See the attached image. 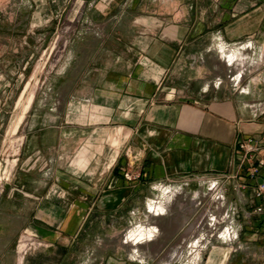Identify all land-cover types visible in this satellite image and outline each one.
<instances>
[{"label": "crops", "instance_id": "obj_1", "mask_svg": "<svg viewBox=\"0 0 264 264\" xmlns=\"http://www.w3.org/2000/svg\"><path fill=\"white\" fill-rule=\"evenodd\" d=\"M97 3L108 23L128 16L131 28L98 35L87 74L58 99L63 123H48L52 100L44 94L41 123L26 126L21 168L0 198V264H18L16 244L25 229L35 230L48 251L64 252L58 264H65L91 214L131 213V202L156 184L205 180L223 185L220 215L227 223L230 213L234 236L214 247L204 264H264V217L256 212L264 206V194L256 196L264 166L250 176L264 158V76H242L238 87L203 78L216 44L232 64L258 50L264 63V0ZM150 4L155 8L144 12ZM34 105L29 97L12 133L27 110L34 114ZM52 132L58 140H51ZM250 139L258 141V151L241 147ZM1 141L0 135V150ZM153 223L162 228L158 218ZM170 226L179 228L173 220ZM156 244L155 255L164 254V261L167 241ZM115 263L131 264L126 257L107 258Z\"/></svg>", "mask_w": 264, "mask_h": 264}, {"label": "rangeland", "instance_id": "obj_2", "mask_svg": "<svg viewBox=\"0 0 264 264\" xmlns=\"http://www.w3.org/2000/svg\"><path fill=\"white\" fill-rule=\"evenodd\" d=\"M97 1L0 0V198L21 168L18 158L28 139L27 127L41 123L39 116H42L40 113L45 95L49 94L52 100L48 123L58 127L64 121L59 115L58 99L73 93L75 78L87 74L86 65L94 52L96 54L93 47L98 44V35L103 29L128 31L131 28V18L128 16L122 22L117 23L112 19L108 23L110 17L108 13L99 11L102 5ZM122 8L119 12L124 11ZM154 8L155 5L150 4L143 10L151 13ZM126 12L132 13V16L138 13L131 10ZM217 46L216 51L206 56L207 68L203 78L210 79L213 84L224 80L227 85L238 87L242 76H264V63H261L259 50L255 55H248L245 61L232 64L229 53H218ZM29 97H35V112L33 114L27 110L20 123L22 127L19 126L18 131L12 133ZM58 135L52 132L51 140H58ZM213 183L205 180L201 184L189 182L188 186L171 182L156 184L149 188L147 196L141 195L131 202V213L120 209L117 213L91 214L79 242L68 251L65 264H107L110 257L116 260L126 257L131 264H204L214 247L230 243L234 236L230 227V213L225 219L227 223H223L220 215L223 201L219 206L215 204L216 195H224L223 185ZM88 185L89 182H84V186ZM212 186H216V190ZM193 201L196 207L189 213ZM150 206H158L166 211L163 215L153 214ZM203 217H206V226L186 235L189 228ZM156 218L158 223L163 224L162 228L158 227V232L152 229ZM170 220L179 224L178 230L170 228ZM185 220L188 225H183ZM148 227L150 230H146ZM148 231L154 235L153 240L138 246L127 242L130 234H146ZM157 240L167 241L165 254L180 247L179 254H174V259L167 262L161 260L164 254L158 259V253L155 255ZM48 248L35 230L25 229L16 244L17 262L58 264L59 256L64 252L48 251ZM135 249L137 253H134ZM95 258L98 261H94Z\"/></svg>", "mask_w": 264, "mask_h": 264}, {"label": "bare ground", "instance_id": "obj_3", "mask_svg": "<svg viewBox=\"0 0 264 264\" xmlns=\"http://www.w3.org/2000/svg\"><path fill=\"white\" fill-rule=\"evenodd\" d=\"M241 56V55H240ZM214 188V189H213ZM212 189L213 190H215V187L214 186H212ZM212 190V191H213ZM217 196V200H216V202H215V204L217 205V206H219L218 204L219 203H222V200H223V196L221 195V194H217L216 195ZM196 207V205H194V201H193V204H192V206L188 209V211H189V213H191L192 212V209H194ZM150 209H151V213H153V214H157V215H163L164 214V212L166 211L164 208H161V207H158V206H154V207H151L150 206ZM219 211L221 212L222 211V209H219ZM209 212V211H208ZM208 216H210V217H213L212 215H208ZM207 216V218L210 220V217H208ZM205 221H206V217H203V219L201 220V221H197L196 222V225H194L193 227H191V228H189V230H188V232L186 233V235H191L198 227L199 228H203V227H205L206 225H205ZM152 229L154 230V231H156V232H158V228H156L155 226L154 227H152ZM151 229V230H152ZM144 230V229H143ZM146 230H150V228L148 227V228H146ZM153 231V232H154ZM147 232V231H146ZM155 234V233H154ZM153 237H154V235L152 234V233H149V231H148V233H138V234H135V233H133V234H130V236L127 238L128 240H127V242L130 244H132V245H136V246H138L139 244H142V243H145V242H149V241H151V240H153ZM137 248V247H136ZM177 249V251H176V255L177 254H179L178 253V250L180 249V247H177L176 248ZM175 249V250H176ZM136 250V249H135ZM136 252H137V250H136ZM171 253H172V251H170L168 254H166V256H165V258H164V261L165 262H167V261H171V260H173L174 259V257L176 256V255H174V254H172L171 255Z\"/></svg>", "mask_w": 264, "mask_h": 264}, {"label": "built area", "instance_id": "obj_4", "mask_svg": "<svg viewBox=\"0 0 264 264\" xmlns=\"http://www.w3.org/2000/svg\"><path fill=\"white\" fill-rule=\"evenodd\" d=\"M241 147L246 150L247 152L251 153V152H255V151H258L259 150V143L257 140H253V139H250L248 142L246 143H243L241 145ZM264 166V158H262L259 162H258V165L257 166H254L250 172V176L252 178H256L257 176L260 175L261 173V169L262 167ZM125 177L127 180L129 181H132L134 180V176L131 175L130 173H126L125 174ZM214 185H219V182L218 181H214L213 183ZM216 187V186H215ZM216 190V189H215ZM264 194V183H261L258 185V188H257V192H256V196L258 198L262 197ZM224 198V197H223ZM223 201V200H222ZM256 212L260 215H262L264 217V206L263 205H260L256 208Z\"/></svg>", "mask_w": 264, "mask_h": 264}]
</instances>
